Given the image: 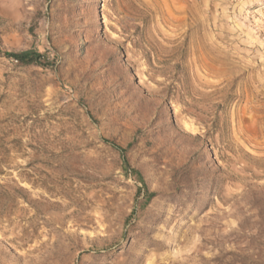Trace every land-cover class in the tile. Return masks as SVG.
I'll return each mask as SVG.
<instances>
[{"label": "rangeland", "instance_id": "obj_1", "mask_svg": "<svg viewBox=\"0 0 264 264\" xmlns=\"http://www.w3.org/2000/svg\"><path fill=\"white\" fill-rule=\"evenodd\" d=\"M0 264H264V0H0Z\"/></svg>", "mask_w": 264, "mask_h": 264}, {"label": "trees", "instance_id": "obj_2", "mask_svg": "<svg viewBox=\"0 0 264 264\" xmlns=\"http://www.w3.org/2000/svg\"><path fill=\"white\" fill-rule=\"evenodd\" d=\"M8 56L15 61H17V64L19 66H28V65H39V66H47L49 64V61L45 54L36 51V50H25L20 52H10L8 53ZM117 150H119L122 154L125 153L124 149L117 145L116 143H111ZM125 168L129 170V166L127 163H125ZM131 170V169H130ZM131 172L138 173L137 170L132 169ZM156 194L155 193H149L146 191V198L149 202Z\"/></svg>", "mask_w": 264, "mask_h": 264}]
</instances>
